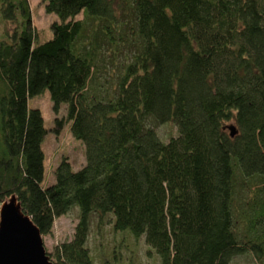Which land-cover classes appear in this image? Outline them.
<instances>
[{
	"label": "trees",
	"instance_id": "obj_1",
	"mask_svg": "<svg viewBox=\"0 0 264 264\" xmlns=\"http://www.w3.org/2000/svg\"><path fill=\"white\" fill-rule=\"evenodd\" d=\"M41 2L58 18L45 40L28 0H0L13 24L0 37V202L14 194L41 236L76 208L71 237L46 250L54 264H93L92 215L143 237L159 264H264V0ZM45 89L85 155L77 170L62 157L47 186L46 130L27 105Z\"/></svg>",
	"mask_w": 264,
	"mask_h": 264
},
{
	"label": "rangeland",
	"instance_id": "obj_2",
	"mask_svg": "<svg viewBox=\"0 0 264 264\" xmlns=\"http://www.w3.org/2000/svg\"><path fill=\"white\" fill-rule=\"evenodd\" d=\"M28 4L32 27L38 34L40 33V40L47 39L51 36L50 25L54 20H58L57 16L46 12L41 0H28ZM12 27L11 22L0 18V37H5V28L11 30ZM27 105L29 108L40 110L46 130L40 146L43 151L41 184L47 186L55 181L54 169L62 157L68 158L73 170H77L85 163L84 144L70 131L71 122L66 118L65 103H60L57 109H54L47 89L28 98ZM155 130L164 140L176 134V127L172 122L157 124ZM76 220V208L54 220L51 232L42 236L47 251L56 243L71 237ZM96 221L97 217L92 215L87 242L93 256V264H159L156 254L146 245L143 237L135 239L127 231H114L111 229V223L106 221L97 227ZM230 264L260 263H256L250 253H246L235 256Z\"/></svg>",
	"mask_w": 264,
	"mask_h": 264
},
{
	"label": "water",
	"instance_id": "obj_3",
	"mask_svg": "<svg viewBox=\"0 0 264 264\" xmlns=\"http://www.w3.org/2000/svg\"><path fill=\"white\" fill-rule=\"evenodd\" d=\"M227 129L230 136L236 133L234 124ZM0 264H54L39 228L23 212L14 194L0 202Z\"/></svg>",
	"mask_w": 264,
	"mask_h": 264
}]
</instances>
